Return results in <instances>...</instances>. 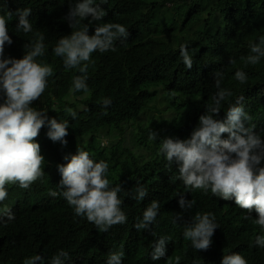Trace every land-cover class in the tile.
Wrapping results in <instances>:
<instances>
[{"label":"trees","instance_id":"obj_1","mask_svg":"<svg viewBox=\"0 0 264 264\" xmlns=\"http://www.w3.org/2000/svg\"><path fill=\"white\" fill-rule=\"evenodd\" d=\"M211 1L208 9L205 3L210 0H108L101 5L107 13L103 21H81L78 28L88 24L91 35L100 23H119L128 30V36L116 41L115 51L92 54L87 71L88 90L73 92L72 80L80 73L66 69L63 61L52 52L61 36L77 30L72 29L65 19L69 0H0V15L11 14L7 26L13 43L5 46L6 56L20 58L27 50L25 45L41 36L44 38L45 54L37 60L50 65L53 74L48 78L45 91L32 102V106L47 111L50 118L69 121L66 146L48 138L47 127H42L35 138L45 157L44 176L27 189L20 188L18 184L5 186L8 196L0 203V208L9 204L14 216L3 222L5 226L16 229V226L24 225L22 221L28 216L27 210L45 206L42 199L46 198L51 205L50 209L44 207L50 221L64 222L59 230L46 232L38 240L44 241L41 247L48 250L47 254L56 252L65 240L74 235L83 243L85 252L96 258L95 264H106L109 252L116 250L124 252L123 264H127L131 256L136 257L135 264H150V253L147 252L150 236L128 228L100 234L86 218L75 216L65 206V198L50 196L49 191H60L58 183L61 176L57 165L66 163L65 155L81 149L97 162L95 156H105V149L99 142L102 135L110 139L107 149L112 154L131 149L151 150L148 155L151 159L131 162L126 156L117 168L110 165L107 178L110 187H121L118 196L124 201L125 208L133 200L131 194L138 186L157 185L149 198L161 199L167 209V219L171 220L175 205L174 196L170 195L174 193L173 189L179 188L178 179H175L178 171L175 165L168 166L159 154V140L168 136L180 139L190 136L216 92V73L223 74L222 87L232 92V96L221 104L217 118L223 119L230 104L242 97L240 102L251 117L246 126L255 128L256 124L258 128L262 127L258 134L264 137V57L255 65L246 63L250 54L249 44L264 36V0ZM23 8L32 10L29 19L33 30L28 34L15 32L16 11ZM161 9L164 11L159 15ZM179 11L186 14L181 26L184 31L182 37L175 35L176 27L168 26L180 14ZM178 21L175 18L172 24ZM181 44L187 46L193 59L191 69L182 62L179 54ZM236 70L247 73L245 83L235 79ZM105 98L112 101L107 109L102 106ZM252 98L253 105L250 103ZM65 107L76 111L77 117L72 119L67 115ZM150 130L159 134L156 141L149 140ZM222 138H227V133L222 134ZM180 187V191L186 190L181 183ZM199 191L189 193L196 195ZM196 203L214 211L219 218L220 227L214 232V240L236 250L244 256L247 264H264V248L248 249L234 239L232 234L238 228L230 217L233 213L231 208L225 206L220 209L218 200L208 195H197ZM252 215L247 218L251 222L258 214L253 212ZM157 231L179 238L170 231L165 220L157 226ZM257 234L256 230H248L246 237ZM0 242V264H26L21 260L22 257L25 260L23 251H19L22 244L10 239L2 222ZM118 244L125 248L116 246ZM172 249L175 251L174 263L177 256L185 264L190 260L206 262L209 259V252L194 250L185 238ZM36 254H40L39 247L33 250V256ZM40 255L46 264V254Z\"/></svg>","mask_w":264,"mask_h":264},{"label":"clouds","instance_id":"obj_2","mask_svg":"<svg viewBox=\"0 0 264 264\" xmlns=\"http://www.w3.org/2000/svg\"><path fill=\"white\" fill-rule=\"evenodd\" d=\"M106 3L108 0H69L65 19L72 29L77 30L61 36L52 52L63 61L66 69L80 73L72 80L73 92L88 90L87 71L92 54L96 51H115L116 41L128 36V30L119 23H100L91 35L88 24L78 28L81 21H103L107 13L101 5ZM31 11L30 8L17 9L15 32H32L33 26L29 19ZM179 12L175 17L178 23L172 24L174 18L168 23L169 27L182 26L186 14ZM9 19L11 14L0 15V203L8 196L6 185L18 184L20 188L27 189L44 176L45 157L35 139L40 129L47 127V137L66 146L69 128L68 120L50 118L47 111L32 106V102L38 100L45 91L53 68L37 60L45 54L42 36L25 45L27 50L22 57L5 55V46L13 43L7 26ZM249 49L246 63H259L264 57V36L259 37L258 42L250 43ZM179 54L185 67L191 69L193 59L186 45H180ZM234 75L241 84L247 81V73L242 70H236ZM215 76L216 92L205 106V112L199 116L190 136L185 139L168 136L159 140V154L168 166L175 165L178 171L175 179H178L176 183L179 188L173 189L174 193L170 195L174 196L175 205L171 220L167 219V209L162 200L149 198L157 185L138 186L131 194L133 200L125 208L124 201L118 196L121 187H110L107 178L110 165L117 168V164H121L126 156L131 162L151 159L148 157L151 150L131 149L125 153L112 154L107 149L110 139L102 135L98 140L105 149V156L94 155L97 162L81 149L65 155L66 163L57 165L61 176L58 183L60 191L50 190L49 195L65 198V206L75 216L86 218L100 234L128 228L150 236L147 246L150 264H185L184 261L180 262L179 256L174 263L175 251L172 249L183 238L194 250L209 252L208 261L190 260L188 264H247L244 256L236 250L214 240V232L220 227L219 218L214 211L196 203L197 195L215 197L220 209L226 206L233 210L230 217L238 228L232 234L234 239L248 249L264 248V137L258 134L262 127L258 128L254 123L255 128L246 126L251 117L240 102L242 97L230 104L223 119L217 118L221 104L232 96V92L222 87V73H216ZM111 102L105 98L102 106L107 109ZM250 103L253 105V98ZM64 112L72 119L77 117V112L69 107H65ZM224 133H227V138H222ZM158 135L150 130L148 138L156 141ZM131 152L134 154L130 156ZM180 183L185 191H180ZM196 190L201 191L196 195L189 193ZM42 203L45 206L27 210L28 216L22 221L24 225L16 226V229L3 224L7 219L14 218L9 204L0 208L2 226L8 230L10 239L22 244V250H19L24 253L25 260L21 255L22 262L43 264L40 254H46V264H95L96 258L85 252L83 243L74 235L65 240L56 252L47 254L48 250L41 247L44 241L38 240L46 232L59 230L64 222L50 221L44 207L50 209L51 205L46 198L42 199ZM253 212L258 215L251 222L247 218L253 216ZM162 220L168 223L170 231L178 239L170 233L157 231ZM248 230H256L258 234L246 237ZM116 246L125 248L122 244ZM36 247H39L40 254L33 256ZM123 257L122 250L110 251L106 264H123ZM135 259L131 256L127 264H132Z\"/></svg>","mask_w":264,"mask_h":264},{"label":"rangeland","instance_id":"obj_3","mask_svg":"<svg viewBox=\"0 0 264 264\" xmlns=\"http://www.w3.org/2000/svg\"><path fill=\"white\" fill-rule=\"evenodd\" d=\"M205 5H206V7L209 9L210 7H211V5H212V1L210 0V2H208V3H205ZM163 9H161V11H160V14L159 15H162L163 14ZM158 15V19L160 20V16ZM217 18V17H216ZM221 23V22H220ZM175 35H177V36H179V37H182V36H184V31L181 29V26H180V24H178L177 25V27H176V33H175ZM162 107V106H161ZM154 113H157L156 111H153ZM152 112V113H153ZM145 115H143V117H144ZM127 138H129V134H128V137Z\"/></svg>","mask_w":264,"mask_h":264}]
</instances>
